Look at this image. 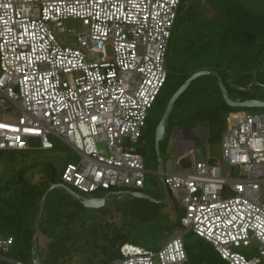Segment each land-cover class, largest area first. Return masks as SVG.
<instances>
[{
	"label": "built area",
	"instance_id": "2783aa9c",
	"mask_svg": "<svg viewBox=\"0 0 264 264\" xmlns=\"http://www.w3.org/2000/svg\"><path fill=\"white\" fill-rule=\"evenodd\" d=\"M180 4L0 0V111L11 116L0 120V151H50L55 139L79 158L64 166L63 184L82 195L141 191L138 148L165 84ZM224 125L225 169L210 163L207 129H182L175 170L162 179L179 199L181 227L227 264H264V113L232 111ZM13 243L0 236V264H24L4 256ZM183 246L182 235L157 250L125 243L112 264H188Z\"/></svg>",
	"mask_w": 264,
	"mask_h": 264
},
{
	"label": "rangeland",
	"instance_id": "374dc122",
	"mask_svg": "<svg viewBox=\"0 0 264 264\" xmlns=\"http://www.w3.org/2000/svg\"><path fill=\"white\" fill-rule=\"evenodd\" d=\"M235 2L245 10L259 15H264V0H183L180 15L186 17L188 10H191L190 19L175 23L171 32L170 48L166 55V71L170 78L175 79L181 73H196L199 71L225 70L227 74L226 89L231 99H256L264 101V81L255 80V70L247 73L239 70L237 64L228 67L230 56L220 52V34L226 25L225 3ZM64 26L73 34L81 31V23L78 21H66ZM109 53V49H108ZM228 67V68H227ZM264 71V70H263ZM260 73L262 71L256 70ZM264 76L260 74L257 79ZM217 80L214 76L203 75L192 81L185 94L180 98L168 120V133L165 138L159 141V153L163 163V172L173 173L176 132L182 129L204 128L199 123L188 122L189 115L200 108L215 107L223 105L224 100L220 95ZM234 112L243 113H264L261 108H232ZM165 106H153L149 111L147 126L143 132L144 144L138 148L143 159L145 170L143 194L154 200H162V182L157 174V157L155 151V129L159 123ZM9 114L0 111V120H8ZM155 127V128H154ZM206 129V128H205ZM221 135V134H220ZM220 135H208V155L210 163L221 166L225 164L221 158ZM54 143L60 142L53 139ZM204 150V148H203ZM26 163L37 162L28 172L35 178L40 172L41 165L51 163L60 169L64 163L76 164L78 155L67 146L56 151H39L24 158ZM75 192V190H74ZM126 190L113 192L97 191L90 194H76L83 198L106 199L105 206L98 209L75 208L73 201L76 198L66 188L56 187L47 195L39 227L36 231L37 254L41 262L48 254L57 251L54 244L48 243L47 238L53 241L58 239V232L75 226V234L64 233L59 242L66 239V236H81L82 239L71 237L65 248L55 253L50 258V264H97L105 257L102 245V236L105 233L118 234L126 238L129 244L147 250H157L167 240L182 235L183 240L193 241L195 236L187 229L176 226V219L179 213H183L179 207V199L170 195L164 203H155L147 199H138L130 195H123ZM71 204V205H70ZM73 204V207H72ZM40 205L35 204L26 209L23 213L24 221L34 229ZM77 213V218L72 223L66 224L62 218L70 209ZM47 227L49 234L43 232ZM94 237L98 244L94 245ZM80 238V237H79ZM92 239L84 244V240ZM67 240V239H66ZM10 253V252H9ZM8 254L4 256L10 258ZM60 253L62 256H59ZM31 264V263H27Z\"/></svg>",
	"mask_w": 264,
	"mask_h": 264
},
{
	"label": "trees",
	"instance_id": "16d2710c",
	"mask_svg": "<svg viewBox=\"0 0 264 264\" xmlns=\"http://www.w3.org/2000/svg\"><path fill=\"white\" fill-rule=\"evenodd\" d=\"M225 4L227 22L222 32L219 33L220 52L230 56L231 60L228 63V67L237 64V68L243 72L247 73L250 70H255V80H259L260 83H262L264 78L257 79V76L259 74L264 76V68L262 69L264 65V15L251 13L245 10L240 4L233 1ZM181 6L175 23L190 19L192 15L190 9L186 13V17L180 15ZM169 48L170 45L168 50ZM256 70L262 72L258 73ZM217 72L226 87V80L228 78L226 71L224 69H219ZM192 74V72L181 73L177 75L175 79H171L169 72H167L165 84L153 106H166L168 100L175 91H177L181 84ZM185 92L183 94H185ZM183 94H181L175 102L174 107ZM232 111L233 109L229 108L225 103L215 107L200 108L189 115L188 122L201 124V126L207 129L208 135H220L225 127L224 124L227 115ZM63 147L66 148L63 143L56 142L50 151L57 152ZM35 152H39V150L0 151V236L11 237L13 239L14 243L11 246L9 257L12 260L24 264L31 263L30 248L32 236L35 233L32 226H28L24 221V211L34 204L38 206L43 194L52 185L62 184L72 192L75 190L63 184L61 180L62 170L65 165L71 164L69 162L64 163L63 167L60 169L56 168L51 163H45L41 165L40 172H38L36 178L34 175H30L28 171L34 167L37 162L26 163L24 158L29 157ZM76 192L75 190L74 193ZM73 204L75 208H79V210L85 209L77 199L73 201ZM75 208L73 211L70 207L69 211L62 217L66 224L74 222L75 218H77ZM181 215L182 213L177 215L176 226L180 225L179 220ZM39 229L40 227L38 226V230ZM74 229L75 226H71L61 233L57 231L59 236L56 241H53V239L50 240V237L47 238V242H53L52 244H54L57 251L53 252L51 255L48 254L43 262L40 260L41 264H50V257L52 255L61 250H66V244L72 240L71 237L75 238V241L76 239H82L81 236H66L67 240L62 239L63 242H59L61 235L64 233L74 235ZM42 230L46 234H49L47 227H43ZM90 241H92L91 238H89V240L86 239L84 240V244H90ZM96 243L98 244L96 237H94V245H96ZM125 243H128L126 238L115 233H105L104 236H102V245H98L99 248H103L105 257L100 259L97 264H112L120 257L119 247ZM183 247H185L188 264H227L216 254L208 243L197 236H195L193 241L184 240ZM59 256H62V254L60 253Z\"/></svg>",
	"mask_w": 264,
	"mask_h": 264
},
{
	"label": "water",
	"instance_id": "95a60500",
	"mask_svg": "<svg viewBox=\"0 0 264 264\" xmlns=\"http://www.w3.org/2000/svg\"><path fill=\"white\" fill-rule=\"evenodd\" d=\"M203 75H211L214 76L217 80V85H218V89L220 91V95L222 96L224 103L229 107V108H248V109H257V108H261L264 109V101L263 100H256V99H231L230 96L228 95V91L223 83L222 78L220 77V75L218 74V72L216 71H209V70H205V71H199L196 72L194 74H192L187 80H185L181 86L177 89V91H175V93L171 96V98L168 100L166 106H165V110L163 112V115L159 121V123L156 125V129H155V151H156V157H157V174L159 176V179L162 182V189H163V199L162 200H154L151 199L147 196H145L143 194V192L137 191V192H130V191H126L123 193V195H130L134 198H138V199H147L150 201H153L155 203H164L166 202L169 197V191L167 189V187L165 186L163 179H162V174L163 172V163H162V159L160 153H159V141L162 140L163 138L166 137L167 133H168V120L169 117L172 113L173 107L175 102L178 100V98L181 96V94H183L187 88L189 87V85L192 83V81H194L195 79L199 78L200 76ZM56 187H63L66 188V186L62 185V184H57V185H52L48 188L47 191H45V193L43 194L41 200H40V207H39V213L37 216V220H36V224L35 227L33 229V231L35 232L34 235L32 236V244H31V248H30V254H31V264H41L40 263V259L39 256L37 254V246H36V238H37V233L36 231L38 230V226H39V222H40V218L42 217V213H43V208H44V204H45V200L47 195L50 193V191ZM69 192H71V194L80 201V204L84 207V208H90V209H98L101 208L103 206H105L106 203V199H95V198H83L81 196H79L78 194L70 191L68 188H66Z\"/></svg>",
	"mask_w": 264,
	"mask_h": 264
},
{
	"label": "crops",
	"instance_id": "0c3cea01",
	"mask_svg": "<svg viewBox=\"0 0 264 264\" xmlns=\"http://www.w3.org/2000/svg\"><path fill=\"white\" fill-rule=\"evenodd\" d=\"M140 192H142V191H140ZM118 193V192H117Z\"/></svg>",
	"mask_w": 264,
	"mask_h": 264
}]
</instances>
